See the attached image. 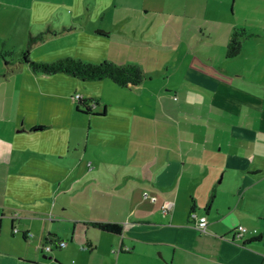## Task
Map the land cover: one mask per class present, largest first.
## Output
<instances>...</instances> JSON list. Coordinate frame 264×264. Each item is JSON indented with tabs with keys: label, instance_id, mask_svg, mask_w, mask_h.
Masks as SVG:
<instances>
[{
	"label": "crops",
	"instance_id": "1",
	"mask_svg": "<svg viewBox=\"0 0 264 264\" xmlns=\"http://www.w3.org/2000/svg\"><path fill=\"white\" fill-rule=\"evenodd\" d=\"M194 1L198 7L187 9L189 18H203V0ZM136 5L141 9L129 11L127 17L142 11L147 14L151 6L164 9L168 3L141 0ZM259 19L256 18L257 24ZM43 28L41 32H45ZM49 29L53 31L42 42L73 30L68 24ZM249 32L253 36L243 39V51L235 59L226 57L232 35L229 33L226 52L219 60L192 61L187 75L194 81H185L176 93L184 99L197 100L193 111L181 104L178 110L161 105L157 108L160 115L146 120L135 115L127 124L124 133L129 132V137L120 145L127 159L121 157L122 165L114 173H118V178L124 169L127 177L151 184L158 180L161 190L147 191L134 183L127 196L126 214L122 213L123 194L116 188L105 193L113 194V198L93 195L85 205H95L98 213L90 215L85 223L65 212L67 204L57 208V203L51 202L47 183L51 185V180L58 176L62 181L72 178L81 169L83 175L89 174L90 164L66 158L69 147L59 149L54 125L44 122L41 110L28 107L25 98L9 84V73L1 71L8 66L7 61L2 64L1 58L6 34L0 33V235L5 230L9 240H17L16 235L21 234L27 245L34 239L40 244L45 240L41 244L45 252L44 247L53 245L52 241L67 243L69 235L73 240L79 225L88 230L94 227L91 222L116 223L122 228L119 234L100 230L113 237L110 241L93 234L85 241V247L73 249L77 264H264V28L254 27ZM97 33L109 35L106 31ZM251 38L255 42L245 46ZM89 96L82 97L94 98ZM104 107L101 113L106 116ZM162 116L176 121L155 120ZM171 126L175 137L165 140ZM217 135L222 139L217 140ZM173 139L175 142L171 143ZM235 144L241 149L234 148ZM224 147L228 149L223 151ZM34 180L39 195H46L45 207L32 208L23 202L9 203L3 199L22 193L31 185L28 182ZM165 205H170L167 213L163 212ZM193 212L207 217L206 232L196 228L191 218ZM238 226L248 229L243 240L233 238ZM104 246L107 250L103 253ZM10 251L0 249V256L21 264L60 263L53 257V261H40L12 255ZM49 253L43 256L49 257ZM55 256L61 259L62 253Z\"/></svg>",
	"mask_w": 264,
	"mask_h": 264
},
{
	"label": "rangeland",
	"instance_id": "2",
	"mask_svg": "<svg viewBox=\"0 0 264 264\" xmlns=\"http://www.w3.org/2000/svg\"><path fill=\"white\" fill-rule=\"evenodd\" d=\"M138 1L141 0H0V18L1 15L3 17L0 19V33L6 34L3 39L6 57L4 59L1 54V58L3 65L5 61L8 63L1 71L9 73V84L19 91L22 99L25 98L28 107L40 109L42 120L54 125V136L59 140V149L69 147V153L65 157L75 163L84 160L87 165L90 164L92 172L89 174L83 175L81 169L72 178L62 181L61 176H58L51 180V185L47 183V193L52 194H48L51 202H56L57 208L67 204L65 212L78 220L83 219L82 223L90 215L98 213L95 205H85L93 195L113 198V194L110 196L105 193L116 188L123 194L122 208L125 210L122 213L126 214L127 196L134 188V183L147 191L161 190L158 180L151 184L140 178L127 177L128 173L124 169L118 178V173H114L122 165L121 157L127 159L120 145L129 137V132H124L133 116L151 119L154 115L161 114V110L157 109L161 105L178 110L181 104L186 110L193 111L197 100H187L182 94H177L182 83L194 81L193 77L187 75L192 61L202 58L208 62L221 58L226 52L225 41L228 34H232L233 27H245L248 31L258 26L264 28V0H203L204 16L199 19L195 16L189 18L188 15L189 9L198 7L194 0H164L165 4L168 3L164 9L157 5L151 6L147 14L142 11L127 17L126 13L129 11L141 9L136 5ZM184 2L187 5H181ZM257 17H260L258 24ZM64 24H68V28L73 30L32 45L29 48L31 60L53 62L74 57L95 64L107 60L117 65H138L144 71L146 80L140 86L120 87L109 79L83 81L63 73H34L21 61L30 36L39 35L43 27L42 31L50 33L53 30L49 27L56 29ZM97 31H106L109 35H102ZM20 40L24 43H19ZM249 40L245 46L249 42H255L253 38ZM18 64H21V69H18ZM167 87L171 90L167 91ZM159 92H162V96H159ZM78 94L94 97L90 98L95 103L91 107V114L77 111L78 103L73 97ZM104 105L107 107L106 116L95 115L103 111ZM155 120L163 123L176 121L167 116ZM173 128L174 126L169 128L168 135L164 136L165 140L167 137L168 140L175 137V133L171 131ZM216 139L221 140L222 137L217 135ZM174 142L175 139L171 143ZM234 148L241 149L237 144ZM226 149L228 148L224 147L223 151ZM221 176L220 174L218 181ZM35 182H28L31 185L17 196L3 199L9 203L23 202V205L32 208L45 207L46 195H39ZM64 189L68 191L63 193ZM109 212L113 215V211ZM83 226L77 227L73 240L71 235L68 236L67 248L62 252L55 249L47 255L63 264H77L78 261L71 252L77 247H85V241L91 235L96 234L97 238H104L105 242L113 238L97 228L90 227L87 230ZM16 237L17 240H9L11 237L4 230L0 235V249L10 251L8 248H11L12 255L34 260H54L43 258L45 252L41 250V244L44 245L45 240L40 244L34 239L33 243L27 245L21 234ZM79 241L82 243L78 245ZM106 250L104 246L101 252ZM118 251L116 250L117 253ZM60 253L62 256L58 259L55 255ZM0 264L21 263L1 255Z\"/></svg>",
	"mask_w": 264,
	"mask_h": 264
},
{
	"label": "trees",
	"instance_id": "3",
	"mask_svg": "<svg viewBox=\"0 0 264 264\" xmlns=\"http://www.w3.org/2000/svg\"><path fill=\"white\" fill-rule=\"evenodd\" d=\"M70 29V28H69ZM47 32H41L39 35L30 36L26 49L22 52V60L27 64L33 72L41 73L45 75H54L58 73H63L71 75L83 81H101L104 79H109L116 85L120 87H133L142 84L146 80L144 71L138 65H117L111 61L104 60L98 64L84 62L81 59L74 57H65L58 59L53 62H35L30 58L29 48L35 43L42 41ZM253 36L246 28L238 27L234 28L231 38L227 45L226 57L228 59L236 58L240 55L242 51L243 39ZM2 57L5 59V52L2 50ZM78 103L77 111L91 114V105L94 103L92 99H86L82 97L75 101ZM82 106V107H81ZM105 111V107H104ZM104 116L103 113L95 114ZM212 203L210 200L208 207ZM95 228L111 232V233H121V226L116 223H106V222H91L90 223ZM61 242V241H58ZM65 242V241H64ZM50 244L55 245L54 241ZM60 247H55L59 249ZM53 251V250H52Z\"/></svg>",
	"mask_w": 264,
	"mask_h": 264
},
{
	"label": "built area",
	"instance_id": "4",
	"mask_svg": "<svg viewBox=\"0 0 264 264\" xmlns=\"http://www.w3.org/2000/svg\"><path fill=\"white\" fill-rule=\"evenodd\" d=\"M82 96L81 95H75L73 97V100L76 101V100H79L81 99ZM92 105H95V103H93ZM91 105V107H92ZM170 209V205H165L164 208H163V212L164 213H167L168 210ZM191 218L192 220L194 221V224L196 226V228L198 229V231L200 232H206V229L208 227V219L205 215H197L195 212H193L191 214ZM248 233V229L244 226H238L234 232H233V238L235 240H243L244 236ZM67 243L64 242V241H61V242H57L55 245H47L44 247V251L49 253L52 251V249L54 248V246L56 247H60V248H64L66 247Z\"/></svg>",
	"mask_w": 264,
	"mask_h": 264
},
{
	"label": "water",
	"instance_id": "5",
	"mask_svg": "<svg viewBox=\"0 0 264 264\" xmlns=\"http://www.w3.org/2000/svg\"><path fill=\"white\" fill-rule=\"evenodd\" d=\"M43 258H44V259H52L51 256H49V257H48V256H43Z\"/></svg>",
	"mask_w": 264,
	"mask_h": 264
}]
</instances>
